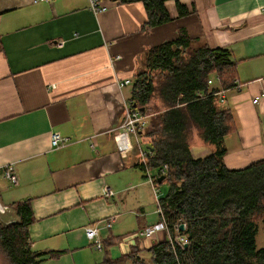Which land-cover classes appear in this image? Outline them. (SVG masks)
Segmentation results:
<instances>
[{
    "label": "crops",
    "instance_id": "obj_1",
    "mask_svg": "<svg viewBox=\"0 0 264 264\" xmlns=\"http://www.w3.org/2000/svg\"><path fill=\"white\" fill-rule=\"evenodd\" d=\"M101 2L96 14L90 0H0V197L14 209L30 199V246L47 253L41 264H131L117 260L134 248L147 260L148 249L168 239L166 230L140 234L162 221L161 196L141 163V139L118 138L114 129L132 93L120 81L134 80L146 51L180 30L195 45L229 48L236 61L241 87L219 103L238 126L224 139L225 164L264 159V0H180L184 15L168 0L172 20L146 30L142 2ZM53 132L67 142L53 147ZM7 165L17 183L4 176ZM88 226L98 227L102 251Z\"/></svg>",
    "mask_w": 264,
    "mask_h": 264
},
{
    "label": "trees",
    "instance_id": "obj_2",
    "mask_svg": "<svg viewBox=\"0 0 264 264\" xmlns=\"http://www.w3.org/2000/svg\"><path fill=\"white\" fill-rule=\"evenodd\" d=\"M119 1L144 4L145 30L172 20L168 0ZM174 1L180 15L188 12L180 0ZM236 79L229 48L195 45L184 30L146 51L144 66L132 80L131 100L142 115H151L143 136L152 151L148 161L158 175L156 186L162 175L170 185L159 202L173 239L154 243L148 261L134 248L117 262L264 264V247L257 245L259 223L264 224V159L239 169L224 162V139L238 126L233 109L219 105L218 93L234 87ZM195 138L203 145L200 154L194 152ZM164 167L165 174L160 173ZM15 204L17 219L11 224L0 221V242L12 264H41L47 253L30 246L29 227L35 222L31 201ZM181 224L186 228L179 235L189 240L184 246L175 236Z\"/></svg>",
    "mask_w": 264,
    "mask_h": 264
},
{
    "label": "built area",
    "instance_id": "obj_3",
    "mask_svg": "<svg viewBox=\"0 0 264 264\" xmlns=\"http://www.w3.org/2000/svg\"><path fill=\"white\" fill-rule=\"evenodd\" d=\"M35 2L38 1H48V0H34ZM91 3V8L92 10L98 14L101 11L105 10L106 7L102 4L101 0H90ZM63 41L60 42V45H63ZM209 83H213V79L209 80ZM128 84H132L131 79H125L120 81V86L124 87ZM241 85L240 83L235 84L234 88H240ZM227 90L223 89L221 90L218 94L220 96L221 101L223 102L225 100V93ZM259 98H255L254 102H257ZM148 115H142L140 113V110L138 107L134 106V102L129 99V100H123L122 104V120L119 123V125L114 129L116 132V137H130V136H135L136 138L140 139V137H144L145 130L149 126V120H148ZM94 139V136L91 137V140ZM52 145L53 147H60L64 145L67 142V138L63 137L59 132H53L52 133ZM96 143L92 142L91 146L94 147ZM138 148H139V154L141 157V163L144 167V169L147 172V178L149 181L153 184V187L156 189V184H155V179L156 176L154 175L153 171L151 170L149 166V161L148 158L150 154L152 153L149 149L144 150L140 149V143H137ZM167 168L164 167L160 170V173L165 174ZM4 176L8 178L10 181L17 183L18 181V176L14 171L13 165H7L3 169ZM160 212L162 214V221L155 223L153 225L148 226L145 230L141 231V235L145 237H152L158 230H166L168 232V239L172 241V233L170 231V227L168 224V221L165 217V214L163 212V209L160 205L159 207ZM2 211H4V208H2ZM115 222V217H112V219L108 222V227L112 226V223ZM87 237L90 240V242L93 244L95 249L98 250H103V241H102V236L100 235V231L98 227L96 226H88L86 229ZM179 237L176 238L178 241Z\"/></svg>",
    "mask_w": 264,
    "mask_h": 264
},
{
    "label": "rangeland",
    "instance_id": "obj_4",
    "mask_svg": "<svg viewBox=\"0 0 264 264\" xmlns=\"http://www.w3.org/2000/svg\"><path fill=\"white\" fill-rule=\"evenodd\" d=\"M140 139L142 141V148L144 150H147L148 144L146 142L145 137L141 136ZM197 140H198V138H195L194 145L196 144ZM134 145H136L135 139H134ZM200 146H201V149L194 146L195 154H200L201 152H203L202 151L203 145L201 143H200ZM153 172L156 174V172L154 170H153ZM169 186L170 185L167 181H164L161 184H159L156 187V189L158 190V195L159 196H165L169 191ZM0 202L3 204L2 206L4 208V211H1V209H0V221L4 224L13 223L17 219L15 209L13 207H10V206L5 207L4 205H8V203H7V201H4L1 197H0ZM179 230H180V227L177 226L176 232H178ZM177 237H179L178 242L181 246L187 245L189 243L188 237L185 234H183V235L180 234ZM257 245H258V248L264 247V224L262 222L259 223V231L257 234ZM104 253H105V251H104ZM118 254H119L118 249L115 248L114 256H117ZM146 261H148V259ZM0 264H12L10 257L8 255V253L6 252V250L3 248L1 242H0Z\"/></svg>",
    "mask_w": 264,
    "mask_h": 264
},
{
    "label": "water",
    "instance_id": "obj_5",
    "mask_svg": "<svg viewBox=\"0 0 264 264\" xmlns=\"http://www.w3.org/2000/svg\"><path fill=\"white\" fill-rule=\"evenodd\" d=\"M134 106L135 107H137V105L136 104H134ZM139 108V107H138ZM140 109V108H139ZM141 109H143V108H141ZM165 180V175H162V176H160L159 178H158V182H163ZM186 228V225L185 224H181L180 225V229L181 230H184Z\"/></svg>",
    "mask_w": 264,
    "mask_h": 264
},
{
    "label": "bare ground",
    "instance_id": "obj_6",
    "mask_svg": "<svg viewBox=\"0 0 264 264\" xmlns=\"http://www.w3.org/2000/svg\"><path fill=\"white\" fill-rule=\"evenodd\" d=\"M2 208H3V207L0 205V209H1V211H2Z\"/></svg>",
    "mask_w": 264,
    "mask_h": 264
}]
</instances>
